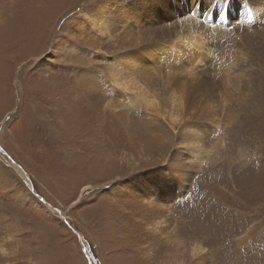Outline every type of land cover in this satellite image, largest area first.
Returning a JSON list of instances; mask_svg holds the SVG:
<instances>
[{
	"label": "rangeland",
	"instance_id": "obj_1",
	"mask_svg": "<svg viewBox=\"0 0 264 264\" xmlns=\"http://www.w3.org/2000/svg\"><path fill=\"white\" fill-rule=\"evenodd\" d=\"M128 1L0 0V162L14 178L10 183L0 176V264H264V22L244 18L239 0H232L229 9L235 14L228 19L239 15L240 22L215 32L209 27L218 15L212 10L216 3L210 9L200 5L204 14H213L209 25L197 24L195 18L187 22L192 7L191 15L179 7L178 13L170 8L172 13L161 10L151 18L146 13L143 22L151 28L146 27L163 35L134 47L146 53L147 66H133L136 88L123 94L111 82L109 69L132 60L125 50L112 53L110 45H117L111 33L129 29L123 22ZM247 4L244 1V7ZM88 21L94 24L90 35L81 29ZM99 27L109 28L110 35ZM131 28L133 38L145 32ZM206 34L202 43L199 38ZM86 36H97L107 45L102 54L110 58H97ZM68 37L72 39L65 51L56 50L50 59L57 41L69 42ZM78 46L85 58L70 57ZM86 70L96 75L95 91L107 90L109 101L120 103L124 117L110 121L129 134L127 121L132 127L149 118L141 101L144 89L156 91L167 109L174 93L191 92V86L207 89L202 96L193 95L196 110H208L202 119L207 122V152L180 196L168 199L161 194L163 205L169 202L164 210L172 224L160 229L159 240L146 236L148 219L143 218L146 225L138 229L141 220L131 212V219L123 214L131 210L118 202V188L127 185L133 173L126 164L113 162L104 141L94 140L106 121L90 119L91 124L84 123L87 130H78L86 138L70 139L76 130L65 116L80 96L68 90L84 78L78 91L87 95L85 88L93 86L87 85L91 79ZM174 75L182 77L185 88L172 84L168 77ZM144 94L151 97L147 90ZM167 164L146 170L156 173L167 167L173 173ZM156 180L166 179L160 181L157 175ZM197 243L201 251L194 254ZM155 252L163 253V259Z\"/></svg>",
	"mask_w": 264,
	"mask_h": 264
},
{
	"label": "bare ground",
	"instance_id": "obj_2",
	"mask_svg": "<svg viewBox=\"0 0 264 264\" xmlns=\"http://www.w3.org/2000/svg\"><path fill=\"white\" fill-rule=\"evenodd\" d=\"M174 1L176 0H130L127 2L128 5L127 15H125V17L127 16V18L123 20V22L129 26V29L127 30L126 27L125 29L122 28L121 30L123 32H121V34L117 33L116 35H113L111 33L112 42H115L117 45L114 44L110 45L113 48V51H111L112 53H115L116 55L118 49L125 50L129 55L128 58H131L132 60V63L124 60V62L121 63L120 65L121 67L119 65H116L111 70L109 69V75H111L112 77L110 78L111 82L113 83V85H115L114 87L119 88L121 92H123V94L129 93L135 90L136 88L134 86V83L136 82L135 74L137 68L133 66H142L144 68H146L147 66L146 64L143 63L146 60L145 58L146 53H144L141 50L135 52L133 51L134 47H136L139 43L148 40L151 41L159 40V38L163 35L162 32L157 31V29H151L153 32H150L151 30H149L148 27L151 28V26L148 25V23L143 22V18L145 17L146 13H149L150 14L149 18H151L154 15H158L159 11L161 10L171 12L170 8L174 9L176 13H178L179 10H181V12H185L188 10L187 14L191 15L192 11L193 13L190 16V19L187 20V22H194V18H195V22L197 24L201 23L203 25H209L210 23L208 22L209 20H211L213 14L212 15L208 13L204 14L202 10L203 8H201L200 5L203 6L205 5L204 7L208 6L210 9L216 3L215 7L212 9L214 12L217 5L220 4V0H184L179 4L178 3L172 4ZM244 1L248 2V0H244ZM233 5L234 4L232 2V6ZM178 7L181 9L178 10ZM191 7H192V11L189 10L191 9ZM245 8H247L248 11L246 12L243 10L241 11V14H243L244 18L248 19L249 21L257 20L258 22H264V0H260L259 3H253V4L248 3L245 6ZM215 12L219 14V9H217ZM230 13L235 14L232 9H229L226 15H220L219 17L212 19V25L209 27V31L215 32L218 30H222V27L225 28L223 30H227L229 28V25L231 24L230 19H228ZM198 18L201 19L202 22H199ZM215 20H219V21L213 23V21ZM93 25L94 24L92 21H88L84 25H82L81 29L83 27L85 29H88V31H90L89 32L90 35L93 34L92 33L93 31L90 30L93 29L92 27ZM131 27H135V28L139 27L140 29L143 28L145 32L141 37L133 38L132 35L135 36V31L133 32V29ZM100 29L101 31L107 30L105 31V34L110 35V33H108L109 28L108 29L100 28ZM206 29H208V27ZM201 31H203V29H201ZM84 33L85 32L82 31L81 35H83ZM85 35L82 36L83 37L82 40L85 39ZM86 37L89 38L88 41L89 40L91 41L90 43L87 42L89 47L93 46L94 48H96L97 58H107V59L110 58L108 54L107 55L105 53L102 54L104 51L103 49H106L108 51L109 47H107V45H105L104 43H100L99 38L97 36L94 37L86 36ZM207 38L208 36L206 34V35H202V37H200L199 39H201L203 41L202 43H204L207 40ZM65 39H60L57 41V43L53 47L52 52L50 53L51 55L49 56V58L56 53V50L62 52L65 51V48L71 42L72 37H68L69 42ZM103 39L104 38H102L101 40ZM194 39L195 38L191 39L192 40L191 44H196L194 42ZM84 41L86 42V40ZM78 45L81 46V43H79ZM164 45L168 46L169 44L168 45L164 44ZM86 53L88 54V52ZM89 53L91 54V50L89 51ZM70 57L85 58L83 48L79 46L76 47V50H74L72 54H70ZM148 57L150 60L154 61L153 58H150L151 56L149 54ZM116 58H119V56H116ZM125 71L127 73L126 76L124 75ZM80 73L84 74V72H80ZM87 74L86 76H88L89 79H91V81L88 82L87 85H92L93 87L85 88V91L87 93L86 96L83 93L84 91L82 92V94L81 91H78V84L80 86L81 81H83L84 78L82 79L79 78L80 80L78 81L75 79V81H77L78 84H75L76 86L74 88L68 90V92H73V91L75 92L76 90V93L79 92V94L77 93L75 96H80L79 101H77L79 102V104L73 105L71 109H69V114H68L69 116H65V119L68 121L66 124L70 126L71 130H73V128L76 130V133H74L70 139L77 140V138L80 136L86 138V136L81 132H79L78 130H82L83 132L84 130H87L84 123L91 124L90 119H92L94 122L98 121L96 118H99L102 121H106L105 127L103 129H100L101 131L99 138H95L94 140L96 141L97 144L104 141L106 145L103 149L106 150V152L108 151L107 152L108 156L110 155L113 156V160H114L113 162H122L123 164H126L129 170L131 171V173H133L132 176L129 178V180L126 181L127 185L125 186L128 188H125V186H123L121 189L118 188L119 189L118 194L120 195V199L118 202L121 204V207L123 208L127 207V209L131 210V211L125 210L123 214L128 213L127 216L128 219H131L129 216L130 212L131 214H135V216H137V219L139 218L141 220V222H139V226H137L138 229L144 228V226L146 225L144 219H148L149 223L146 226L148 232L146 231L147 232L146 236L148 238L159 240L157 239L159 238L157 234L158 233L160 234L161 231L165 230L166 227L169 226L168 224H172V222L167 219L169 215L164 210V207L167 206L169 207L168 205L169 202L165 203L164 206L163 202H161L162 199L161 194H163L164 197L166 196V198L168 199L174 197L177 198L178 196H180L181 193L186 189V187L192 180L194 174L193 171L197 169L198 162H200L201 159L203 158L202 153L205 151L207 152V149L204 148V137L206 135V127H204V125L207 122L202 119L206 118L205 115H208V110L204 111L202 110V108L196 110V106H194L193 104L194 103L193 95L202 96L203 93L207 91V89L206 88L202 89L198 86H191L188 87L191 88V92H189L188 89H185L181 94L174 93L170 97L171 103H170V107L167 109V106H164L165 102H162L160 100L158 93L156 91L154 92L152 90H149L145 87L146 89H144L143 91L141 101L143 104L146 102V110L149 118L146 120V123H142L140 125L134 123L132 124V127L131 124H129L127 121V128L130 130V134H129L127 131H124L121 128L120 124H118L116 121L114 122L110 121V120H118L119 118L124 117L123 110H120L121 109L120 103H116L117 101H109L107 90H104L103 93L101 91H95L97 84H95L93 79L96 78V75L92 74L90 71L89 74L88 75ZM192 74L197 75V72H193ZM168 78L173 79L172 80L173 85L182 84L183 86V80L181 79L182 77L180 75H174L173 77H168ZM75 81L73 82L76 83ZM183 87L185 88V86ZM146 90L151 93V97L144 94ZM137 95L140 96L141 93H137ZM132 96L134 99H138L135 94H133ZM99 110L101 111L102 115L99 114ZM143 120H145V118ZM97 127L98 126L94 127L92 130L96 129ZM69 132L71 133V131ZM90 132H88V134ZM93 134H96V132H94ZM191 150L192 152H189ZM162 162H164V164H161ZM165 163H168L167 165L170 164L173 167L172 168L173 173L169 174L167 172L168 170H166L167 167H164L162 171H157L156 173H152L146 170L149 168H157L158 166H166ZM17 169L24 176H26L22 170H20L19 168ZM141 171L148 172V174H146V176H143L142 174L139 173ZM163 172L165 174V177H161ZM174 173L175 174L177 173L178 175H175ZM157 175L160 181L163 180V178H165L166 180L163 181L162 183L157 182L156 180ZM0 176L5 181H8L10 183L14 182V178L11 176L10 171L6 166L3 167L1 162H0ZM220 179L224 181V178H220ZM88 186L89 185L87 184L81 191L85 190V188H87ZM132 195H137L138 200L135 199V197L133 198ZM144 195H147L153 201L146 202L147 200L145 201ZM155 200L157 202H155ZM200 244L201 243H197L195 246H193L192 250L194 254L201 251ZM146 251H148V249ZM158 254L162 258L163 253L158 252L155 255ZM173 262L174 264H184V260L181 261L174 260Z\"/></svg>",
	"mask_w": 264,
	"mask_h": 264
},
{
	"label": "snow or ice",
	"instance_id": "obj_3",
	"mask_svg": "<svg viewBox=\"0 0 264 264\" xmlns=\"http://www.w3.org/2000/svg\"><path fill=\"white\" fill-rule=\"evenodd\" d=\"M260 0H248L249 4H253V3H259ZM239 5H240V9L243 11H248L247 8L244 7V0H239ZM232 7V0H220V4L217 5L216 9L214 10V12L219 9V14L216 17H219L220 15H226L229 8ZM240 16L238 15L236 18H230V23H239L240 22ZM148 47H141V49H147ZM132 51V50H129ZM209 63H211V61H208ZM42 199V198H41Z\"/></svg>",
	"mask_w": 264,
	"mask_h": 264
}]
</instances>
